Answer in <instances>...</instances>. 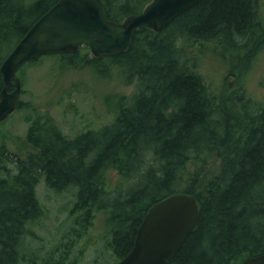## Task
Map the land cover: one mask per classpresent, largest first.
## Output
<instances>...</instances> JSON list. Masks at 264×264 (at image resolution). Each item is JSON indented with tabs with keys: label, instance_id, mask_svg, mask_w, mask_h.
<instances>
[{
	"label": "trees",
	"instance_id": "obj_1",
	"mask_svg": "<svg viewBox=\"0 0 264 264\" xmlns=\"http://www.w3.org/2000/svg\"><path fill=\"white\" fill-rule=\"evenodd\" d=\"M58 1L0 0V94L3 62ZM151 1L102 0L118 23ZM263 46L261 0H206L161 32L138 29L126 53L90 57L81 47L26 63L18 73L47 57L61 67L91 65L103 77L117 70L133 92L97 129L71 137L44 112L24 135L0 140V264H50L22 255L28 225L44 214L36 193L43 179L56 192L74 189L72 212L87 223L103 218L117 262L149 209L177 193L195 196L200 219L166 264H241L263 254L264 104L243 86L216 95L198 70L206 47L234 72ZM18 108L37 111L22 100Z\"/></svg>",
	"mask_w": 264,
	"mask_h": 264
},
{
	"label": "rangeland",
	"instance_id": "obj_2",
	"mask_svg": "<svg viewBox=\"0 0 264 264\" xmlns=\"http://www.w3.org/2000/svg\"><path fill=\"white\" fill-rule=\"evenodd\" d=\"M261 3L264 19V0ZM87 51L92 57L90 49H83L82 53ZM198 70L216 95L222 96L243 86L256 105L264 104V46L250 63L247 61L234 72L214 48L213 51L206 48L199 57ZM18 77L22 82L21 100L36 106L37 111L17 108L0 124V140L24 135L31 119L44 112L51 114L62 131L71 137L88 128L97 129L113 118L119 99L133 92V86L124 84L117 70L112 69L103 77L91 65L61 67L56 57L25 67ZM36 193L44 214L36 223L28 225L30 232L22 247L24 257H37L38 261L50 264L117 262L106 240L103 218L94 219L90 224L72 212L76 201L74 189L56 192L43 179Z\"/></svg>",
	"mask_w": 264,
	"mask_h": 264
},
{
	"label": "water",
	"instance_id": "obj_3",
	"mask_svg": "<svg viewBox=\"0 0 264 264\" xmlns=\"http://www.w3.org/2000/svg\"><path fill=\"white\" fill-rule=\"evenodd\" d=\"M206 0H152L141 13L118 23L109 19L102 0H59L41 16L17 44L1 67L0 123L18 108L22 83L18 71L49 55L74 54L88 47L95 57L126 53L138 29L156 32ZM200 205L195 196L177 193L155 203L147 212L131 252L115 264L171 262L197 228ZM241 264H264V253Z\"/></svg>",
	"mask_w": 264,
	"mask_h": 264
},
{
	"label": "bare ground",
	"instance_id": "obj_4",
	"mask_svg": "<svg viewBox=\"0 0 264 264\" xmlns=\"http://www.w3.org/2000/svg\"><path fill=\"white\" fill-rule=\"evenodd\" d=\"M134 15V14H133ZM255 42V41H254ZM214 46V45H213ZM207 48V47H206ZM216 49V48H215ZM212 51H213V49H212ZM216 51V50H215ZM222 51V50H221ZM214 53V52H213ZM216 53V52H215ZM218 54V53H217ZM224 55H226V54H224ZM222 56V55H221ZM249 56V55H248ZM233 62V61H232ZM234 65V64H233ZM214 93V92H213ZM246 95V94H245ZM255 104H256V102H255ZM253 107H255V106H253ZM256 108V107H255ZM214 160V159H213Z\"/></svg>",
	"mask_w": 264,
	"mask_h": 264
}]
</instances>
